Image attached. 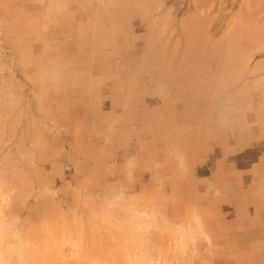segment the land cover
<instances>
[{
	"label": "rangeland",
	"instance_id": "rangeland-1",
	"mask_svg": "<svg viewBox=\"0 0 264 264\" xmlns=\"http://www.w3.org/2000/svg\"><path fill=\"white\" fill-rule=\"evenodd\" d=\"M0 264H264V0H0Z\"/></svg>",
	"mask_w": 264,
	"mask_h": 264
}]
</instances>
